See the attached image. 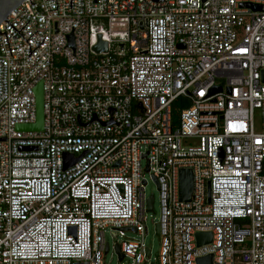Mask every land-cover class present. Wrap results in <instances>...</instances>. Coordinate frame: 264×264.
<instances>
[{"label":"built area","instance_id":"built-area-1","mask_svg":"<svg viewBox=\"0 0 264 264\" xmlns=\"http://www.w3.org/2000/svg\"><path fill=\"white\" fill-rule=\"evenodd\" d=\"M244 4L264 0H24L10 12L17 31L30 21L28 42L0 24V264H105L108 228L128 264H264V9ZM39 82L44 129L18 131L36 121ZM181 169L194 174L189 202ZM146 173L159 184L155 261L127 236L148 234ZM198 232L212 242L198 247Z\"/></svg>","mask_w":264,"mask_h":264},{"label":"water","instance_id":"water-1","mask_svg":"<svg viewBox=\"0 0 264 264\" xmlns=\"http://www.w3.org/2000/svg\"><path fill=\"white\" fill-rule=\"evenodd\" d=\"M23 1L24 0H0V24L5 20L11 27L14 28V26L6 18L10 14V12L12 10H14ZM56 6H57V0H56ZM243 6L244 7H250L252 9H261V10L264 9V7H257L255 5L244 4ZM70 8H72V0H70ZM55 10H57V9H55ZM29 21L30 20H28V22ZM19 31H17V32L20 34ZM3 33H5V32H3ZM0 34H2V33L0 32ZM6 38H7V36H6ZM69 39H70V43H72V41H73L72 35L69 36ZM7 41H8V39H7ZM26 41L28 42V40H26ZM43 41H44V38H43ZM8 45H9V43H8ZM9 49H10V46H9ZM33 51L30 50V44H29V53H30V55H31V53ZM93 51L95 53H97V54L106 53L108 51V43L105 42V41H102L101 37H99V41L93 47ZM10 52H11V50H10ZM263 73H264V71H263ZM221 90H222V87H220V86H215V87L212 88V92H220ZM34 91H35V96H36V114H37L36 115V121L34 123H31V124H19V125H17L16 129L18 131L41 132L44 129V90H43V82H39L36 85ZM228 91H230L229 88H228ZM71 156H73V154H70V153L65 154L66 158H69ZM143 157H145V155ZM79 158L80 157H74L73 164L76 163ZM146 171H148V168L146 169ZM153 179L155 180L157 186L159 187L157 179L154 178V177H153ZM144 183H146V182L144 181ZM193 189H194V174H193L192 169H181L180 170V200L183 201V202H189L191 200V197H192ZM210 194H211V192H210V183H208V200H210ZM154 200L155 199H154L153 195H151L149 197V199H148L147 205H148V210L149 211L153 210ZM156 232H157V235L160 238V227H159V224H156ZM196 241H197L198 247L210 244L212 242V233L211 232H198L196 234ZM115 250H116V253L119 256V260L122 261L124 259V254L121 252V247H120L119 243H117L115 245ZM108 251H109V245L106 247V253H108ZM149 254H150V252L148 251L147 255H149ZM157 255L158 254H156V256ZM155 264H159V262L157 261V262H155ZM197 264H213V254H208L206 256L198 258L197 259Z\"/></svg>","mask_w":264,"mask_h":264},{"label":"rangeland","instance_id":"rangeland-1","mask_svg":"<svg viewBox=\"0 0 264 264\" xmlns=\"http://www.w3.org/2000/svg\"><path fill=\"white\" fill-rule=\"evenodd\" d=\"M114 30L116 31H121L124 30L125 28L119 27V26H114ZM259 120H260V114L257 112L256 114V122L257 125H259ZM143 167H146V160H143L142 162ZM146 178L148 179V184L145 187V192L148 197L151 195H154L155 202H154V208L151 211H148L146 213V225L148 228V234L141 236L138 233L134 232H127V236L130 238H135V239H143L146 246L152 249L153 254H152V259L153 261L156 260V254L160 252L161 249V240L159 236L157 235L156 232V224L160 220L161 216V207H160V198H159V190L158 186L151 176V174L146 173ZM105 238L106 242L109 244V252L105 256V264H128L129 260L128 258L123 259L122 261L119 260V256L116 253L115 250V245L116 243H120L122 238L115 236V234L112 232L110 228H108L105 232Z\"/></svg>","mask_w":264,"mask_h":264},{"label":"trees","instance_id":"trees-1","mask_svg":"<svg viewBox=\"0 0 264 264\" xmlns=\"http://www.w3.org/2000/svg\"><path fill=\"white\" fill-rule=\"evenodd\" d=\"M183 102H184V101H183L182 98H179V99L175 102V107H176V108H174V112H173L174 124H178L180 108H181Z\"/></svg>","mask_w":264,"mask_h":264}]
</instances>
